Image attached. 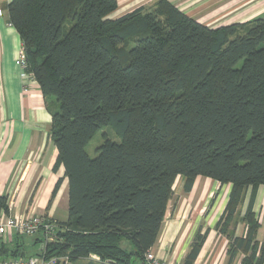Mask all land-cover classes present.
<instances>
[{
    "label": "trees",
    "instance_id": "trees-1",
    "mask_svg": "<svg viewBox=\"0 0 264 264\" xmlns=\"http://www.w3.org/2000/svg\"><path fill=\"white\" fill-rule=\"evenodd\" d=\"M116 9V0L6 5L51 116L53 171L62 167L68 184V219L46 256L143 264L176 179L189 193L205 177L230 186L220 233L246 203L243 235L221 233L229 263L242 255L240 264H264L253 210L264 187V17L212 29L169 0L113 17ZM101 128L119 142L104 139L90 158L85 148ZM207 235L195 234L183 264Z\"/></svg>",
    "mask_w": 264,
    "mask_h": 264
},
{
    "label": "crops",
    "instance_id": "crops-1",
    "mask_svg": "<svg viewBox=\"0 0 264 264\" xmlns=\"http://www.w3.org/2000/svg\"><path fill=\"white\" fill-rule=\"evenodd\" d=\"M11 1L0 0V10L3 12L0 16V197L5 198L7 209L6 211L1 209L0 213L43 215L63 223L68 219V184L62 167L53 171L57 151L50 137L51 116L46 109L39 86L34 80L28 81L23 78L22 69L15 64L22 51V43L15 29L8 25L6 5ZM169 1L184 14L196 19L194 15L196 5L186 6L191 0ZM116 2L117 9L112 13L113 17L137 8L153 9L157 0ZM198 2H201V5L217 6L213 9L212 16L222 14L232 22L243 23L264 17V0H198ZM23 88L27 90L24 91ZM58 181L59 187L53 194ZM259 190H264V187L261 186ZM258 200L256 194L254 214L261 207ZM224 202L219 206L220 212L217 210L216 215L222 214ZM182 204H186V199H182ZM175 211L176 209L170 212L171 219H174V215L180 214V210ZM260 212L256 237L261 243L264 240V209L261 208L258 214ZM183 219L184 217L177 224H173L174 222L169 224L164 231L167 235L165 242L162 245L156 242L151 249L160 260L170 264H183L187 254L179 256L168 250L169 242L174 239V234L180 229ZM215 221L212 228L202 224L200 230L198 228L194 230V236L198 231L202 233L204 230L208 231V235L193 264H240L242 255L236 256L229 263L230 257L226 251L228 241L225 236L217 234V230L214 231L217 220ZM242 229L243 226L239 233L235 230V235L241 236ZM40 241L42 242L39 234L32 237L15 234L4 237L0 239V252L7 253L2 258H14L21 253L26 256L33 254L40 249ZM15 251L17 255L13 254Z\"/></svg>",
    "mask_w": 264,
    "mask_h": 264
},
{
    "label": "rangeland",
    "instance_id": "rangeland-1",
    "mask_svg": "<svg viewBox=\"0 0 264 264\" xmlns=\"http://www.w3.org/2000/svg\"><path fill=\"white\" fill-rule=\"evenodd\" d=\"M192 4L196 5L195 7L196 9L194 11V15L196 19L194 18L193 19L206 27L214 29V28H220V27L229 26V25L242 24L241 22H232L230 19H226L225 16H223L222 14L220 15L221 17L219 15L212 16L213 14L212 11L217 6H210V5L207 6V4L201 5V2H198V0H194V1L191 0L190 3L187 4L186 6H189V5L191 6ZM104 139L119 142L118 138L114 135V133L109 128H101L93 136V138L91 139V141L88 143V145L85 148V151L90 158H94L96 156L97 154L96 149L104 142ZM259 188L256 190V194L259 199L258 202H259V205L261 206L260 207V210H261V208L264 209V190H259ZM229 191H230L229 185H220L218 182L211 180L209 178L198 177L195 180V183L193 185L191 192L189 194H185L183 190V178L178 177L173 186V195L168 204L166 217L163 222L162 229H161L160 235L157 240V244L162 245L165 242L164 240L166 239V236H167L164 233L165 228L169 226V224H172L173 222H174L173 224H177V222H179L181 218L184 217V219L182 220V225L180 229L174 234V239L171 242H169L168 250L170 253L175 252L176 255H179V256L186 255L195 237L194 230H196V228L200 230L203 226L202 224H205L206 227L212 228V226L216 222L215 220L217 221L219 220L220 216L216 215V213L220 210L219 206L227 198ZM183 198L186 199V204H182ZM219 199H220V202H219ZM226 202L227 200L224 202L225 205H226ZM224 207L221 208L222 212H223ZM245 208H246V203L238 207L237 213L239 214L235 216V220L229 223L228 227H226L225 225L221 226L222 227L220 229L221 233L225 230L224 227H226V231L228 232V235L231 234V232L235 233V230L238 233L240 232L241 227L245 226V223H246L243 220ZM174 209H176V211L177 209L180 210V214L178 215L176 213L177 215H174V219L173 218L171 219L170 212L171 211L173 212ZM183 210H184V213H183ZM259 211L256 212L255 219L260 220L259 215H261V212L258 214ZM216 230L217 229L214 226V231L216 232ZM243 230L244 229H242L241 231L242 235H243ZM216 233L222 235L219 231H217ZM225 237L227 241H229L228 239L229 237L227 236ZM41 240H42L41 247L43 245L45 248V238L43 239V236H41ZM43 253H44V249L40 248L36 250L35 253L29 254L28 256H37V255H42ZM67 260L69 263H71L69 259ZM88 261L89 259H79L74 264H86Z\"/></svg>",
    "mask_w": 264,
    "mask_h": 264
},
{
    "label": "built area",
    "instance_id": "built-area-1",
    "mask_svg": "<svg viewBox=\"0 0 264 264\" xmlns=\"http://www.w3.org/2000/svg\"><path fill=\"white\" fill-rule=\"evenodd\" d=\"M0 15L2 11L0 10ZM10 26V24H8ZM15 63L19 66L23 73L22 77L26 80H33V77L26 71L27 62L25 60L23 51L16 58ZM26 91V88H23ZM61 232L60 226L57 221L51 220L45 216L41 215H22V214H5L0 213V239L7 237L9 235L15 234L19 236H34L40 234L45 238L46 243L53 242L55 235ZM44 249V246L42 247ZM67 257L63 256H51L48 257L44 253L37 256H26L19 255L14 258L5 259L0 256V264H70ZM92 259L97 260L96 257ZM143 264H170L163 260H160L155 254L149 250L144 254Z\"/></svg>",
    "mask_w": 264,
    "mask_h": 264
}]
</instances>
